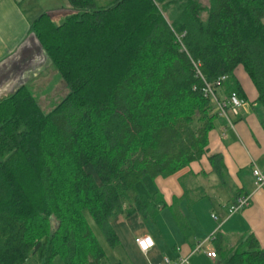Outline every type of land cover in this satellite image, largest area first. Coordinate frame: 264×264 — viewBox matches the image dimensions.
<instances>
[{
	"label": "trees",
	"instance_id": "obj_1",
	"mask_svg": "<svg viewBox=\"0 0 264 264\" xmlns=\"http://www.w3.org/2000/svg\"><path fill=\"white\" fill-rule=\"evenodd\" d=\"M67 2L61 23L43 14L31 25L65 96L49 112L27 85L0 98V264H101L87 216L111 248L117 217L155 220L167 205L137 185L199 161L219 119L193 63L208 83L227 76L222 92L246 102L241 68L264 110V0ZM221 240L218 230L210 241L218 264H264L252 235L229 250Z\"/></svg>",
	"mask_w": 264,
	"mask_h": 264
},
{
	"label": "crops",
	"instance_id": "obj_2",
	"mask_svg": "<svg viewBox=\"0 0 264 264\" xmlns=\"http://www.w3.org/2000/svg\"><path fill=\"white\" fill-rule=\"evenodd\" d=\"M70 13L67 0H0V98L23 85L42 93L56 90L54 80L57 74L31 32V25L43 14H47L54 23L57 19L61 23ZM238 70L235 76L247 101L234 120V129L228 128L220 118L215 120L208 135L206 152L199 161L190 163L173 176L153 180V188L167 205L158 216L166 209L172 213L169 206L173 204L181 206L186 213L201 205V214L196 210L193 221L189 220L195 230L193 232L189 228V233L195 235V243L187 241L189 234L179 246L168 242L172 257L167 258L170 260L189 256L195 244L210 237L218 227L222 245L227 250L233 248L240 238L250 235L264 249V188L257 190L252 176L253 164L264 172V110L256 102L257 91L249 77ZM35 84L39 85L38 90H35ZM211 156L220 157L218 169L212 166ZM246 195L251 196L249 207L229 216L228 208L235 199ZM208 213L212 222L204 223L199 219ZM212 215L218 220L215 221ZM172 218L175 219L173 215ZM137 236L141 235L133 237L130 253L133 251L136 258L139 255L150 264L148 259L158 258L157 243L152 239L154 247L143 254L134 243ZM210 245L211 249L206 252L214 250ZM209 260L217 263V258Z\"/></svg>",
	"mask_w": 264,
	"mask_h": 264
},
{
	"label": "rangeland",
	"instance_id": "obj_3",
	"mask_svg": "<svg viewBox=\"0 0 264 264\" xmlns=\"http://www.w3.org/2000/svg\"><path fill=\"white\" fill-rule=\"evenodd\" d=\"M197 1L202 6H207L209 2V0H197ZM55 23L59 24L58 19L55 20ZM237 72H241L245 74V72L241 68H239ZM54 83L57 84V87L56 90L52 91L51 93L32 91L35 97L39 100L40 106L46 112L52 110V108H54L56 104L59 103V101L65 96L67 92L63 82L61 81L58 75L54 80ZM35 86H36L35 90H38L39 85L35 84ZM85 170L95 175L91 166L89 165L86 166ZM153 187H154L153 181L150 180L149 178H145L141 181V183L137 185L136 189L139 194H143L149 197L153 195L154 192H156ZM200 206L201 205L194 206L193 210L188 213L184 212L181 209V206L178 207L179 212H181V215L183 216V220L188 226H190L189 228H192L191 230H193V232H195L192 226L193 223L191 224L189 220L193 221L194 211L198 210L199 214H201ZM172 215L173 214L170 213L168 209H166L162 211L158 216V218H156L155 220L150 217L144 218L139 214H134L129 217H124V216L117 217L112 223L115 234L117 235L120 242V246L116 248L109 247L104 236L96 227L93 220L89 216H87L90 227L92 228L95 236L99 241V244L101 245V247L105 252V258L103 259L101 264H134V263L147 264L148 262L145 258H141L139 255H137L138 258H136L133 251H131L130 253L131 250L130 246L133 243V237H135L136 235H141L137 237L149 236L152 239H154L157 243L156 247L158 249L159 255L157 259H153L152 257L151 259H148L151 262L150 264H158L161 263L165 257H169V258L172 257L171 249H170L171 246H168V242L169 243L172 242L173 244L179 246L184 240H186L185 237H187V235L189 234L190 236L187 237V241H190V244L195 243L194 240L195 235L194 234L191 235L189 231L188 234L185 235L181 227L179 226L177 220L172 218ZM199 219H202L204 223L212 222L210 220L209 213L205 214V216L202 217L200 216ZM207 238H209V236H207ZM207 238H205L204 240L203 239L199 240V243L204 242ZM195 245H197V243ZM210 249H211L210 243H206L204 249L189 257V264H218V263H213L211 260L206 258L205 252L209 251ZM26 264H39V262L35 258H31ZM54 264H64V263L60 258H56L54 260Z\"/></svg>",
	"mask_w": 264,
	"mask_h": 264
},
{
	"label": "built area",
	"instance_id": "obj_4",
	"mask_svg": "<svg viewBox=\"0 0 264 264\" xmlns=\"http://www.w3.org/2000/svg\"><path fill=\"white\" fill-rule=\"evenodd\" d=\"M183 37L184 34L176 36V41L181 47V51H185L183 45ZM193 66L196 70L197 76L203 81V87L200 90L201 94L204 98L209 99L214 107L215 111L218 114V117L222 119L228 128L234 129L235 118L239 115L240 109L243 107L244 102L238 97L236 93L224 94L222 92V86L227 81V76H221L217 78L214 82L208 83L203 79L202 74L200 73L199 67L193 63ZM252 176L254 178V184L257 190H261L264 188V172L259 170L254 164L252 167ZM251 203V196H240L235 199L232 205L228 208V215L232 216L243 209L249 207ZM212 218L217 221L218 218L215 215H212ZM219 230V227L216 229L214 234ZM214 234H212L209 238H207L204 242L198 243L196 247L191 251V254L187 257H178L174 260H170L165 257L161 263L158 264H189V257L200 252L204 249L206 243H210V241L214 238ZM135 245L138 250L147 254L153 247L154 242L151 237L143 236L135 238ZM205 256L209 259H216V253L214 251L205 252Z\"/></svg>",
	"mask_w": 264,
	"mask_h": 264
}]
</instances>
